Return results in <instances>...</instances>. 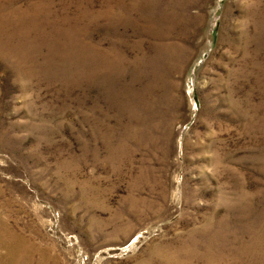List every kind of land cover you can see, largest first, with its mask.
I'll return each mask as SVG.
<instances>
[{"label":"rangeland","instance_id":"obj_1","mask_svg":"<svg viewBox=\"0 0 264 264\" xmlns=\"http://www.w3.org/2000/svg\"><path fill=\"white\" fill-rule=\"evenodd\" d=\"M0 264H264V0H0Z\"/></svg>","mask_w":264,"mask_h":264}]
</instances>
